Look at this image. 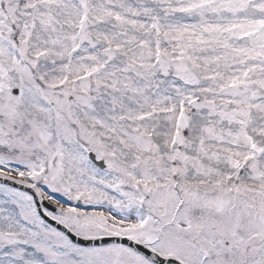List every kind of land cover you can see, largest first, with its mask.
Instances as JSON below:
<instances>
[{
	"label": "snow or ice",
	"instance_id": "obj_1",
	"mask_svg": "<svg viewBox=\"0 0 264 264\" xmlns=\"http://www.w3.org/2000/svg\"><path fill=\"white\" fill-rule=\"evenodd\" d=\"M0 264H264V0H0Z\"/></svg>",
	"mask_w": 264,
	"mask_h": 264
}]
</instances>
